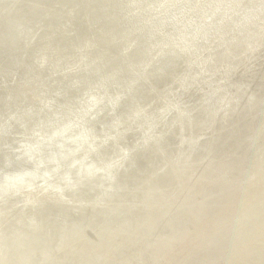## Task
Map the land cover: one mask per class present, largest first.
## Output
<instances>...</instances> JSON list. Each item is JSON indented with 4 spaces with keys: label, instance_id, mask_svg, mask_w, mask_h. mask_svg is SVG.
<instances>
[{
    "label": "rangeland",
    "instance_id": "1",
    "mask_svg": "<svg viewBox=\"0 0 264 264\" xmlns=\"http://www.w3.org/2000/svg\"><path fill=\"white\" fill-rule=\"evenodd\" d=\"M109 1L0 0V127L5 129L0 131V264H48L59 256L70 263L75 253L79 261L81 247L83 262L111 264L110 253L102 257L110 250L99 254L97 248L123 241L129 258L116 264H157L159 254V264H264V0H116L115 9ZM114 12L117 25L108 31ZM166 58L174 61L153 75ZM123 153H128L119 169L128 170L121 179L125 192L111 190L123 193L121 199L105 197L93 178L101 176L102 190L109 188L112 164ZM34 163L42 168L35 171ZM75 176L76 182L70 180ZM160 180L167 183L165 198ZM220 193L184 232L179 225L164 231L158 224L162 229L157 225L142 235L146 226H136L146 211L153 217L159 205L174 214L187 202ZM96 201L99 208L93 206ZM114 205L116 214L109 208ZM259 210L260 226L246 244H211L215 232L244 223ZM81 214L101 216L102 229L89 226L80 239L64 238ZM105 227L112 229L109 237ZM159 232L169 233L172 243L159 247L166 242ZM189 254L195 260L187 263Z\"/></svg>",
    "mask_w": 264,
    "mask_h": 264
},
{
    "label": "bare ground",
    "instance_id": "2",
    "mask_svg": "<svg viewBox=\"0 0 264 264\" xmlns=\"http://www.w3.org/2000/svg\"><path fill=\"white\" fill-rule=\"evenodd\" d=\"M56 3V2H55ZM62 3V2H61ZM52 5V4H51ZM93 5V4H92ZM97 5V4H96ZM2 6V5H1ZM103 6H104V4H103ZM117 6H118V3H117V1L116 0H110L109 1V5H108V7H111V8H113V9H115V8H117ZM18 7H19V5H18ZM21 7V6H20ZM37 7V6H36ZM57 7V6H56ZM97 7V6H96ZM22 9V8H21ZM248 10H254V7L251 5L250 7L248 6V8H247ZM9 11V10H8ZM21 12V11H20ZM211 12H212V10H211ZM17 13H19V11L17 12ZM32 13V12H31ZM43 14V13H42ZM15 15V14H14ZM18 16V15H17ZM208 16H210V15H208ZM167 17V16H166ZM258 17V16H257ZM1 18H3V17H1ZM6 18V17H5ZM13 18V17H12ZM18 18V17H17ZM21 18V17H20ZM48 18V17H47ZM55 18V17H54ZM6 19H8V18H6ZM10 19V18H9ZM19 19V18H18ZM35 19V18H34ZM74 19V18H73ZM76 19V18H75ZM116 19H117V17H116V13L114 12V14L113 15H110V17H109V19H108V26H107V29H108V31H110V29H114V28H116V25H117V23H116ZM11 20V19H10ZM14 20V19H13ZM51 20V19H50ZM48 21V20H47ZM80 21H81V19H80ZM79 21V22H80ZM3 22V21H2ZM6 22H9V21H6ZM15 22V21H14ZM51 22V21H50ZM54 22V21H53ZM76 22V21H75ZM249 22V21H248ZM16 23V22H15ZM49 23V22H48ZM101 23V22H100ZM6 25H7V23H5ZM52 24V23H51ZM206 24V23H205ZM5 25V26H6ZM18 25V24H17ZM77 25H78V23H77ZM119 25V24H118ZM207 25V24H206ZM15 26H16V24H15ZM19 26V25H18ZM43 26V25H42ZM76 26V25H75ZM74 26V27H75ZM262 26V25H261ZM264 26V25H263ZM3 27V26H2ZM8 27H9V25H8ZM6 28H7V26H6ZM5 28V29H6ZM203 28H206V29H204L205 31L208 29L207 27H203ZM1 29H3V28H1ZM16 29V28H15ZM39 29V28H38ZM52 29V28H51ZM79 29V28H78ZM216 29V28H215ZM241 29V28H240ZM239 29V30H240ZM203 30V29H202ZM20 31V30H19ZM82 31V30H81ZM142 31L143 30H139V34L140 35H142ZM204 31V32H205ZM4 32V31H3ZM40 32V31H39ZM83 32V31H82ZM8 33V32H7ZM1 34V33H0ZM3 34V33H2ZM80 34V33H79ZM50 35V34H49ZM85 35V34H84ZM134 35H136V34H134ZM215 35V34H214ZM3 36H5V33H4V35ZM38 36V35H37ZM48 36V35H47ZM9 37V36H8ZM14 38V37H13ZM17 38V37H16ZM40 38V37H39ZM48 38V37H47ZM10 39V38H9ZM60 39V38H59ZM3 40V39H2ZM13 40V39H12ZM27 40V39H26ZM46 41V40H45ZM49 41H51V40H49ZM241 41V40H240ZM53 42V41H52ZM235 42V41H234ZM13 43V42H12ZM6 45V44H5ZM8 46V45H7ZM113 46V45H112ZM247 46V45H246ZM32 47V46H31ZM50 47V46H49ZM8 48V47H7ZM10 48V47H9ZM34 48V47H33ZM234 48V47H233ZM1 49V48H0ZM164 50V49H163ZM13 51H14V49H13ZM50 51V50H49ZM168 51H170L169 49H168ZM20 51H18V53H19ZM31 52V51H30ZM135 52V51H134ZM139 52V51H138ZM163 52V51H162ZM171 52V51H170ZM1 53H2V51H1ZM5 54V53H4ZM12 54V53H11ZM10 54V55H11ZM15 54H17V53H15ZM2 55V54H1ZM19 55V54H18ZM21 55V54H20ZM69 55V54H68ZM1 57V56H0ZM4 57V56H3ZM16 57V56H15ZM171 57V56H170ZM180 57V56H179ZM224 57V56H223ZM8 58V57H7ZM11 58V57H10ZM13 58V57H12ZM205 58V57H204ZM2 59V58H1ZM9 59V58H8ZM169 59V58H168ZM206 59V58H205ZM209 59V58H208ZM15 60V59H14ZM2 61V60H1ZM81 61V60H80ZM172 61H174L173 60V58L171 59V60H167V58H166V60L165 61H162L161 63H158V65H156V66H154V69L153 70H151V73L153 74V75H155V76H158L159 75V72H161L162 70H165L164 69V67H166L167 66V64H170ZM176 62V61H175ZM201 62V61H200ZM13 63V62H12ZM17 63V62H16ZM199 63V62H198ZM205 63V62H204ZM18 64V63H17ZM20 64V63H19ZM24 64V63H23ZM3 65V64H2ZM15 65V64H14ZM29 65V64H28ZM210 65H211V63H210ZM213 65V64H212ZM236 65V64H235ZM21 66V65H20ZM160 66V67H159ZM171 66V65H170ZM4 67V66H3ZM21 67H23V66H21ZM210 67V66H209ZM8 68V67H7ZM28 68V67H27ZM208 68V67H207ZM24 69V68H23ZM84 69V68H83ZM202 69V68H201ZM3 70V69H2ZM5 70V69H4ZM21 71V70H20ZM234 72V71H233ZM21 73V72H20ZM29 73V72H28ZM14 74H15V72H14ZM16 74H18V72L16 73ZM3 75V74H2ZM196 75V74H195ZM54 76V75H53ZM194 76V75H193ZM8 78V77H7ZM22 78V77H21ZM38 78V77H37ZM44 78V77H43ZM42 78V79H43ZM223 78V77H222ZM214 79V78H213ZM27 80V79H26ZM40 80V79H39ZM39 80H38V82H39ZM236 81V80H235ZM99 82V81H98ZM130 83H131V81H129ZM196 82V81H195ZM199 82V81H198ZM197 82V83H198ZM21 83V82H20ZM29 83V82H28ZM35 83V82H34ZM48 83V82H47ZM127 83H128V81H127ZM27 84V83H26ZM190 84V83H189ZM211 84V83H210ZM209 84V85H210ZM213 85V84H212ZM22 86V85H21ZM221 86V85H220ZM226 86V85H225ZM79 87V86H78ZM56 88V87H55ZM127 88V87H126ZM2 89V88H1ZM134 89V88H133ZM180 89V88H179ZM27 90V89H26ZM84 90V89H83ZM183 90V89H182ZM187 90V89H186ZM208 90V89H207ZM219 91V90H218ZM221 91V90H220ZM1 93V92H0ZM84 93V92H83ZM133 93V92H132ZM211 93V92H210ZM124 95H126V91L123 93ZM134 94V93H133ZM132 94V95H133ZM205 94V93H204ZM216 94V93H215ZM223 94V93H222ZM141 95V94H140ZM207 95V94H206ZM21 96V95H20ZM77 96V95H76ZM189 96H190V94H189ZM219 96H221V95H219ZM22 97V96H21ZM193 97H195V96H193ZM210 97V96H209ZM0 98H2V96L0 97ZM188 98V97H187ZM11 99V98H10ZM9 99V100H10ZM15 99V98H14ZM181 99V98H180ZM20 100V99H19ZM23 100V99H22ZM115 100V99H114ZM176 100V99H175ZM8 101V100H7ZM14 101V100H13ZM18 101V100H17ZM36 101V100H35ZM180 101V100H179ZM186 101V100H185ZM200 101V100H199ZM202 101V100H201ZM205 101V100H204ZM110 102V101H109ZM118 102V101H117ZM174 102V101H173ZM20 104H21V102H19ZM24 103V102H23ZM115 103V102H114ZM194 103V102H193ZM197 103V102H196ZM201 104H202V102H200ZM205 103V102H204ZM112 104V103H111ZM117 104V103H116ZM174 104V103H173ZM198 104H199V102H198ZM197 104V105H198ZM18 105V104H17ZM17 105H16V107H17ZM43 105V104H42ZM65 105V104H64ZM115 105V104H114ZM192 105V104H191ZM204 105V104H203ZM19 106V105H18ZM21 106H22V104H21ZM93 106V105H92ZM176 106H177V103H176ZM183 106H184V104H183ZM199 106H200V104H199ZM57 107V106H56ZM204 107H205V105H204ZM59 108H60V106H59ZM94 108V107H93ZM92 108V109H93ZM113 108V107H112ZM183 108V107H182ZM191 108H192V106H191ZM195 108V107H194ZM202 108H203V106H202ZM14 109V108H13ZM95 109H96V107H95ZM94 109V110H95ZM128 109V108H127ZM175 109V108H174ZM88 110V109H87ZM86 110V111H87ZM97 110H98V108H97ZM110 110V109H109ZM178 110V109H177ZM182 110H184V109H182ZM11 112V111H10ZM90 112V111H89ZM177 112V111H176ZM180 112V111H179ZM199 112H201V111H199ZM92 113V112H91ZM163 113V112H162ZM183 113V112H182ZM188 113V112H187ZM96 114V113H95ZM4 115V114H3ZM90 115V114H89ZM174 115H176V114H174ZM173 115V116H174ZM178 115V114H177ZM186 115V114H185ZM189 115V114H188ZM171 116V115H170ZM182 116V115H181ZM171 118V117H170ZM187 118V117H186ZM188 118H190V117H188ZM172 119V118H171ZM171 119H169V120H171ZM175 119V118H174ZM185 119V118H184ZM183 119V120H184ZM192 119V118H191ZM3 120V119H2ZM22 120V119H21ZM182 120V119H181ZM188 120V119H187ZM200 120V119H199ZM208 120V119H207ZM147 121V120H146ZM9 122V121H8ZM174 122V121H173ZM177 122V121H176ZM183 122H185V121H183ZM5 122H3V124H4ZM161 123V122H160ZM170 123V122H169ZM2 124V123H1ZM0 124V125H1ZM72 124V123H71ZM8 125H9V123H8ZM53 125V124H52ZM173 125V124H172ZM183 125H184V123H183ZM4 126V125H3ZM181 126V125H180ZM7 127V126H6ZM18 127V126H17ZM172 127V126H171ZM183 127V126H182ZM63 129V128H62ZM172 129V128H171ZM174 129V128H173ZM172 129V130H173ZM179 129V128H178ZM5 129L4 128H2V127H0V131H4ZM9 131V130H8ZM15 132V131H14ZM159 133V132H158ZM3 134V133H2ZM7 134H8V132H7ZM17 135V134H16ZM86 135V134H85ZM1 136V135H0ZM7 136V135H6ZM22 136V135H21ZM74 137V136H73ZM78 137H79V135H78ZM164 137V136H163ZM75 138V137H74ZM111 138V137H110ZM146 138V137H145ZM7 139V138H6ZM86 139H87V137H86ZM85 139V140H86ZM71 140H73V139H71ZM84 140V141H85ZM1 141V140H0ZM7 141H8V139H7ZM89 141V140H88ZM108 141V140H107ZM146 141V140H145ZM2 142H3V140H2ZM102 142H104V141H102ZM17 143V142H16ZM80 143V142H79ZM81 143H82V140H81ZM85 143V142H84ZM83 143V144H84ZM89 143V142H88ZM94 143V142H93ZM99 144V143H98ZM144 144V143H143ZM7 145V144H6ZM101 145V144H100ZM145 145H146V143H145ZM154 145H155V143H154ZM12 146H13V144H12ZM87 146V145H86ZM102 146H105V145H102ZM158 146H159V143H158ZM4 147V146H3ZM81 147V146H80ZM83 147V146H82ZM93 148V147H92ZM102 148V147H101ZM140 148V147H139ZM64 149V148H63ZM83 149V148H82ZM85 149V148H84ZM89 149V148H88ZM91 149V148H90ZM65 150V149H64ZM63 150V151H64ZM87 150V149H86ZM91 150H93V149H91ZM95 150H97V149H95ZM72 152H73V150H71ZM89 151V150H88ZM94 151V150H93ZM58 152V151H57ZM81 152H82V150H81ZM96 152V151H95ZM101 151L100 150H98V153H100ZM188 152V151H187ZM68 153V152H67ZM93 153V152H92ZM102 153V152H101ZM64 154V153H63ZM68 154H70V153H68ZM96 154V153H95ZM126 154H128V153H126ZM125 153H123V154H121V156H120V158H119V160L118 161H114V164H112V166H113V172H109V179L107 180V184L109 185L108 187L109 188H107V189H109L108 191H107V189H105L104 191L102 190V188H104V186H103V180H102V182H101V180H100V178H101V176L99 177V176H97L98 178H93V179H96L95 180V182H94V184H96L97 183V185H95L96 186V188H98L99 190H100V193H102L105 197H107V196H109L110 195V197H115L116 199H121L120 198V196H122V194L123 193H119V191H121V190H123V188H122V185H121V183L123 182V180H122V182H121V179H122V177H124V175L126 174L125 172H127L126 171V169H125V171L124 172H120L119 171V169H121L122 168V166H123V164L126 162L125 160H126V155ZM3 155V154H2ZM46 155V154H45ZM85 155H87V154H85ZM64 156V155H63ZM62 156V157H63ZM66 156V155H65ZM95 156V155H94ZM189 156V155H188ZM84 157H86V156H84ZM83 157V158H84ZM137 157V156H136ZM190 157H191V155H190ZM83 158H82V160H83ZM135 158V157H134ZM140 158V157H139ZM95 159V158H94ZM133 159V158H132ZM137 159V158H136ZM180 159H181V157H180ZM2 160H7L6 158H2ZM79 160V159H78ZM81 160V159H80ZM85 160V159H84ZM188 160V159H187ZM55 161H59V160H55ZM128 161V160H127ZM134 161V160H133ZM177 161V160H176ZM63 162V161H62ZM76 162V161H75ZM79 162V161H78ZM83 162V161H82ZM95 162V161H94ZM187 162V161H186ZM57 163H59V162H57ZM67 164H68V162H66ZM111 163V162H110ZM136 163V162H135ZM176 163V162H175ZM83 164V163H82ZM81 164V165H82ZM126 164V163H125ZM129 164H131V163H129ZM134 164V163H133ZM132 164V165H133ZM184 164V163H183ZM186 164V163H185ZM58 165V164H57ZM59 165H61V164H59ZM87 165V164H86ZM97 165V164H96ZM95 165V166H96ZM51 166V165H50ZM66 166V165H65ZM93 166V165H92ZM99 166V165H98ZM105 166V165H104ZM126 166V165H125ZM128 166V165H127ZM63 167V166H62ZM73 167V166H72ZM129 167H131V166H129ZM170 167V166H169ZM56 168V167H55ZM101 168V167H100ZM99 168V169H100ZM107 168V167H106ZM133 167H131V169H132ZM174 168V167H173ZM183 168V167H182ZM59 169H61L60 167H59ZM63 169H65V168H62V170ZM68 169V168H67ZM72 169H74V168H72ZM76 169V168H75ZM79 169V168H78ZM87 169V168H86ZM104 169V168H103ZM110 169V168H109ZM109 169H107V170H109ZM89 170V169H88ZM148 170V169H147ZM45 171V170H44ZM81 171V170H80ZM109 171H111V170H109ZM129 171H131L132 172V170H129ZM60 172V171H59ZM66 172V171H65ZM70 172V171H69ZM87 172V171H86ZM85 172V173H86ZM92 172V171H91ZM97 172V171H96ZM99 172V171H98ZM130 172V173H131ZM42 173H43V171H42ZM62 173V172H61ZM73 173V172H72ZM76 173V172H75ZM102 173V172H101ZM104 173H105V169H104ZM68 174H70V173H68ZM99 174V173H98ZM103 174V173H102ZM134 174V173H133ZM61 175V174H60ZM64 175H66L65 173H64ZM74 175H76V174H74ZM87 175V174H86ZM90 175H92V173L90 174ZM104 175V174H103ZM103 175H102V178H104L103 177ZM127 175H128V173H127ZM134 175H136V174H134ZM133 175V176H134ZM155 175V174H154ZM19 176V175H18ZM63 175H61V177H62ZM73 176V175H72ZM78 177H79V179H80V175H77ZM106 176H107V174H106ZM131 176V175H130ZM5 177V176H4ZM15 177V176H14ZM14 177H13V179H14ZM57 177V176H56ZM64 177V176H63ZM70 177H71V175H70ZM76 177V176H75ZM75 177H72L73 179H71L70 178V180H74V179H76L77 180V177L75 178ZM93 177V176H92ZM95 177V176H94ZM128 178H127V181H126V184H128V181H129V175L127 176ZM10 178V177H9ZM66 178V177H65ZM81 178H82V176H81ZM85 178H86V176H85ZM84 178V179H85ZM134 179H135V177H133ZM132 178V179H133ZM156 178V177H155ZM8 179V178H7ZM6 179V180H7ZM11 179V178H10ZM56 179V178H55ZM61 179V178H60ZM131 178H130V180H132ZM137 179V178H136ZM147 179V178H146ZM154 179V178H153ZM165 179V178H164ZM57 180V179H56ZM65 180V179H64ZM68 180H69V178H68ZM81 180V179H80ZM80 180H79V182H80ZM86 180H88V179H86ZM90 180V179H89ZM151 180V179H150ZM156 180V179H155ZM63 181V180H62ZM67 181V180H66ZM81 181H83V180H81ZM94 181V180H93ZM133 181V180H132ZM137 181V180H136ZM144 181V180H143ZM228 181V180H227ZM7 182V181H6ZM59 182V181H58ZM73 182H76V181H73ZM84 182H85V180H84ZM105 182V181H104ZM135 182V181H134ZM151 182V181H150ZM158 182V181H157ZM78 183V182H77ZM87 183V182H86ZM88 183H89V181H88ZM124 183V182H123ZM148 183V182H147ZM66 184V183H65ZM70 185H71V183H69ZM75 184V183H74ZM83 184V183H82ZM85 184V183H84ZM90 184V183H89ZM121 185L120 187L118 186V185ZM159 184H161V187H162V192L164 193V198H165V194L167 193V191H166V189H168L167 188V183H166V180H160V183ZM64 185V184H63ZM63 185H62V187H63ZM67 185H68V183H67ZM77 185V184H76ZM75 185V186H76ZM88 185V184H87ZM105 185V184H104ZM135 185H136V183H135ZM145 185H147V184H145ZM149 185V184H148ZM74 186V187H75ZM77 186H79V184L77 185ZM81 186V185H80ZM152 186V185H151ZM150 186V187H151ZM155 186V185H154ZM83 187V186H82ZM143 187H144V185H143ZM142 187V188H143ZM157 187V186H156ZM159 187V186H158ZM157 187V188H158ZM2 188V187H1ZM76 188H79V187H76ZM75 188V189H76ZM84 188V187H83ZM90 189V188H89ZM125 189V188H124ZM128 189V188H127ZM138 189V188H137ZM146 190H147V188H145ZM3 190V189H2ZM82 190V189H81ZM111 190H113V191H115V190H119L117 193H114V192H112ZM154 190V189H153ZM212 190V189H211ZM124 192H125V190H123ZM122 191V192H123ZM135 191H137V190H135ZM139 191V190H138ZM137 191V192H138ZM150 191V190H149ZM7 192V191H6ZM70 192V191H69ZM82 192V191H81ZM133 192V191H132ZM143 192V191H142ZM155 192V191H154ZM153 192V193H154ZM74 193V192H73ZM94 193V192H93ZM136 193V192H135ZM147 193V192H146ZM151 193V192H150ZM149 193V194H150ZM138 194H140V193H138ZM142 194V193H141ZM77 195V194H76ZM153 194L151 193V196H152ZM156 195H157V193H156ZM128 196V195H127ZM126 196V197H127ZM131 196V195H130ZM158 196V195H157ZM167 196H168V194H167ZM166 196V197H167ZM222 196V194L220 193V194H217L216 196H214L213 197V195H205V196H203V198H202V200L201 201H199V202H191L190 204H189V202H187L185 205H183L181 208H177V210L176 211H174V214H172V213H170V211H169V209H167V208H161L160 207V205L158 206V208L156 209V214L153 216V217H151L150 215H148V213H144L143 214V219L142 220H140L141 222H138V224L136 225V223H135V225L136 226H139V225H141V224H144V226H146L145 228L143 227L142 228V235H144L143 233H145V234H147L149 231H151V229L152 228H155L158 224H162V225H164L163 227H164V231H165V229L166 228H170V229H174L177 225H179L180 227H181V230H182V232H184L183 230L185 229V227H186V223L188 222V221H193V220H195V219H198L199 217H201L203 214H205L206 212V209H208L209 207H211L216 201H217V199H219L220 197ZM148 197V196H147ZM112 198V199H113ZM140 198V197H139ZM139 198L136 200L137 202H139ZM149 198H151V197H149ZM153 198V197H152ZM157 198V197H156ZM141 199V198H140ZM153 199H155V198H153ZM124 200V199H123ZM147 200H149V199H147ZM145 201V200H144ZM99 202L98 201H96V203H95V205H93L94 206V208H99L98 206H99V204H98ZM105 203V202H104ZM119 203V202H118ZM123 203V202H122ZM149 203V202H148ZM151 203V202H150ZM103 204V203H102ZM109 204V203H108ZM125 204V203H124ZM131 204V203H130ZM136 204V203H135ZM141 204V203H140ZM79 205V204H78ZM123 205V204H122ZM137 205V204H136ZM139 205V204H138ZM149 205V204H148ZM152 205V204H151ZM102 206V205H101ZM104 206V205H103ZM106 206V205H105ZM115 206V205H114ZM132 206V205H131ZM131 206H128V207H131ZM157 206V205H156ZM92 206L91 205H89V209L91 208ZM137 207V206H136ZM141 207V206H140ZM143 207H145L144 205H143ZM110 209H113L112 210V213H114V214H116V212L118 211V208H117V206H115L114 208L112 207H109ZM119 208H120V206H119ZM124 209H126L127 207H126V205L123 207ZM102 209V208H101ZM134 209H136V208H134ZM149 209V208H148ZM41 210V209H40ZM95 210V209H94ZM100 210V209H99ZM105 210V209H104ZM123 210V209H122ZM129 210V209H128ZM128 210H127V212H128ZM152 210V209H151ZM80 211V210H79ZM103 211V210H102ZM126 211V210H125ZM136 211V210H135ZM135 211H131L132 212V214H134V216L136 217V215H137V212H135ZM41 212V211H40ZM44 212V211H43ZM105 212H106V210H105ZM120 212V211H119ZM258 212V214H252V215H248L249 217H248V220L246 221V222H241V223H239L238 225H236V222H235V224L234 223H230V229L229 230H226L225 232H222L221 231V234H219V233H217V232H215V239H210V242H211V244L212 245H214V247H218V246H220L221 244H223V245H226L227 247L228 246H232V247H235V245H237V243H238V245H244V244H246L249 240H248V237H249V239H250V236H251V233H253L254 231H256V229L260 226V224L258 223V221H259V219H261V216H262V214H263V212L262 211H257ZM47 213H48V211H47ZM81 213V212H80ZM95 213H96V211H95ZM100 213V212H99ZM125 213V212H124ZM36 214V213H35ZM50 213H48V215H49ZM96 214H98V213H96ZM107 214V213H106ZM122 214V213H121ZM126 214H128V213H126ZM131 214V215H132ZM40 215V214H39ZM51 215V214H50ZM89 215V216H88ZM87 215V217H85V216H83V214H81L80 216H78L77 218H75V219H72L71 220V225H72V228H73V230H68L69 232L68 233H66V235L64 236L63 235V237L65 238L66 236H69V238H70V236H74V238H82V232H83V230H84V228L85 227H91L92 226V228L93 227H95L96 229L98 228V221L99 220H101L100 219V217L101 216H98V215H96V217L93 215V216H90V214H88ZM102 215V214H101ZM108 215H110V216H112V214H111V210H110V214H108ZM108 215H106V217H109ZM44 216V215H43ZM105 216V215H104ZM114 216V215H113ZM124 216V215H123ZM130 216V215H129ZM129 216H126L127 218L129 217ZM138 216H139V214H138ZM48 217V216H47ZM115 217H117V216H115ZM139 217H141V213H140V216ZM39 218V217H38ZM54 218V217H53ZM102 218V217H101ZM41 219V218H40ZM43 219V218H42ZM45 219V218H44ZM48 219H50V218H48ZM104 219V218H103ZM120 219V218H119ZM128 219H130V218H128ZM127 219V220H128ZM133 219V218H132ZM25 220V219H24ZM36 220V219H35ZM47 220V219H46ZM46 220H44V221H46ZM54 220V219H53ZM107 220V219H106ZM117 220V219H116ZM126 220V219H125ZM40 221H42V220H40ZM104 221V220H103ZM113 221H114V219H113ZM129 221V220H128ZM135 221V220H134ZM138 221H139V219H138ZM43 222V221H42ZM50 222V221H49ZM119 222H120V220H119ZM130 222V221H129ZM128 222V223H129ZM46 223H47V221H46ZM110 222L108 221V224H109ZM117 223H118V221H117ZM51 224H53L52 222H51ZM67 224V223H66ZM66 224H64V225H66ZM70 224V223H69ZM69 224H67V225H69ZM130 224V223H129ZM38 225V224H37ZM45 225H47V224H45ZM59 225V224H58ZM105 225H106V223H105ZM109 225H111V224H109ZM116 225V224H115ZM131 225V224H130ZM50 226V225H49ZM107 226V225H106ZM117 226V225H116ZM129 226V225H128ZM143 226V225H142ZM142 226H140V227H142ZM159 226V228H161L160 227V225H158ZM157 226V227H158ZM178 226V227H179ZM33 227V226H32ZM31 227V228H32ZM35 227V226H34ZM43 227V226H42ZM53 227V226H52ZM56 227V226H55ZM68 227V226H67ZM108 227V226H107ZM107 227H105V228H107ZM115 227V226H114ZM122 227H123V225L119 228L120 230L122 229ZM133 227V226H132ZM135 227V226H134ZM36 228V227H35ZM38 228V227H37ZM44 228V227H43ZM64 228V227H63ZM69 228V227H68ZM99 228H101V227H99ZM98 228V229H99ZM109 228H111V227H109ZM109 228H107L106 229V235L108 236L109 235V233L111 232L112 233V229H110V230H108ZM56 229V228H55ZM55 229H52V231L53 230H55ZM94 229V228H93ZM102 229V228H101ZM114 229V228H113ZM127 229H129V228H127ZM162 229V228H161ZM169 229V230H170ZM176 229V228H175ZM174 229V230H175ZM30 230V229H29ZM46 230H48V229H46ZM64 230V229H63ZM62 230V231H63ZM108 230V231H107ZM123 230V229H122ZM140 230V229H139ZM171 230V231H172ZM173 230V231H174ZM33 231V230H32ZM43 231V230H42ZM58 231V230H57ZM97 231V230H96ZM131 231V230H130ZM153 231H155V230H153ZM25 232H28V230L27 231H25ZM25 232H23V233H25ZM38 232H39V230H38ZM56 232V231H55ZM59 232V231H58ZM58 232H56V233H58ZM66 232V231H65ZM100 232V231H99ZM104 232V231H103ZM116 232V234H117V231H115ZM114 231H113V233H115ZM170 232V231H169ZM179 232H180V230H179ZM22 233V232H21ZM32 233V232H31ZM42 233V232H41ZM55 233V234H56ZM110 233V234H111ZM121 233V232H120ZM123 233V232H122ZM121 233V235H123ZM135 233L136 234H138L136 231H135ZM157 233V232H156ZM155 233V234H156ZM160 233V232H159ZM158 233V234H159ZM28 234V233H27ZM30 234V233H29ZM36 234V233H35ZM38 234V233H37ZM46 234H48L49 235V233H47L46 232ZM50 234H52V233H50ZM54 234V235H55ZM63 234H64V232H63ZM101 234V233H100ZM140 234V233H139ZM152 234V233H151ZM151 234H149L150 236H151ZM160 234H162V233H160ZM169 233H166V234H162L161 235V239H163V240H165L166 242L164 243L163 242V244L161 245L160 244V246L159 247H164L163 245H166L167 244V242H170V244L172 243L171 241H172V238L170 239L169 237V235H168ZM33 235V234H32ZM31 235V236H32ZM40 235V234H39ZM38 235V236H39ZM44 235V234H43ZM106 235H104V236H106ZM127 235H129V234H127ZM131 236H132V234H130ZM153 235V234H152ZM174 235H176V234H174ZM28 236V235H27ZM46 236V235H45ZM45 236H42V237H44V238H46ZM103 236V235H102ZM111 236V235H110ZM116 236V235H115ZM157 236V235H156ZM52 237V236H51ZM58 237H60V236H58ZM109 237V236H108ZM112 237V236H111ZM117 237V236H116ZM129 237V236H128ZM135 237V236H134ZM141 237V236H140ZM145 237V236H144ZM160 237V236H159ZM177 236H175V238H176ZM29 238V237H28ZM35 238V237H34ZM34 238H32V239H34ZM112 238H114V237H112ZM142 238V237H141ZM155 238V237H154ZM174 238V239H175ZM10 239V238H9ZM36 239V238H35ZM38 239H39V237H38ZM43 239V238H42ZM48 239V238H47ZM61 239V238H60ZM99 239H101V238H99ZM116 239V238H115ZM122 239H123V236H122ZM121 239V240H122ZM126 239V238H125ZM135 239V238H134ZM145 239V238H144ZM144 239H143V241H144ZM146 239H147V237H146ZM28 240V239H27ZM59 240V239H58ZM66 240V239H65ZM70 240H71V238H70ZM109 240H111V239H109ZM119 240H120V237H119ZM131 240H132V237H131ZM12 241V240H11ZM18 241V240H17ZM30 241V240H29ZM37 241H39V240H37ZM46 241V240H45ZM64 240H63V238H62V242H63ZM68 241V240H67ZM100 241V240H99ZM114 241V240H113ZM133 241V240H132ZM146 241V240H145ZM151 241V240H150ZM157 241H159V240H157ZM6 242V241H5ZM31 242V241H30ZM29 242V243H30ZM47 242V241H46ZM50 242V241H49ZM118 242V241H117ZM128 242V241H127ZM148 242H149V238H148ZM3 243V242H2ZM16 243V242H15ZM21 243V242H20ZM33 243H34V240H33ZM32 243V244H33ZM76 243V242H75ZM106 243V242H105ZM108 243H109V241H108ZM107 243V244H108ZM120 243H121V241H120ZM126 243V242H125ZM124 243V241L121 243V246L119 245V246H112L111 247V243H110V246L109 247H103V245H102V247L101 248H97V252H99V254L102 252V251H107V250H110V252H106L105 254H104V256H102L104 259L105 258H108V256H107V253H110V259H112V257H113V260H111V261H113L111 264H116L115 263V260H120L121 262H123L122 260L124 259V260H126V251L127 250H124L123 248H126V244ZM131 243V242H130ZM133 243H135V240H134V242ZM139 243H141L140 241H139ZM1 244V243H0ZM44 244H46V243H43V245ZM100 244V243H99ZM103 244V243H102ZM116 244H118V243H116ZM128 244V243H127ZM132 244V243H131ZM147 244V243H146ZM6 245H8V243L6 244ZM25 245H27V244H25ZM36 245H38V244H36ZM40 245V247L42 246L41 244H39ZM61 245H62V243H61ZM130 245V244H129ZM128 245V246H129ZM143 245V244H142ZM169 245V244H168ZM63 247H64V244L62 245ZM68 244H67V247H66V250L68 249ZM108 246V245H107ZM133 246V245H132ZM37 247V246H36ZM39 247V248H40ZM98 247V246H97ZM2 248V247H1ZM3 248H7V247H3ZM35 248V247H34ZM33 248V249H34ZM84 248V247H83ZM134 248V247H133ZM141 248V247H140ZM14 249H15V247H14ZM21 249V248H20ZM22 249H23V247H22ZM26 249H28V248H26ZM26 249H25V251H26ZM32 249V248H31ZM41 249V248H40ZM39 249V250H40ZM44 249V248H43ZM60 249V248H59ZM127 249H128V247H127ZM131 249V248H130ZM129 249V250H130ZM144 249V247H142V250ZM148 249H150V248H147V249H145L146 251L148 250ZM152 249H153V247H152ZM17 250H18V248H17ZM28 250H30V249H28ZM38 250V252L40 253V251ZM66 250H64V251H66ZM128 250V251H129ZM131 250H133V249H131ZM24 251V250H23ZM37 251V250H36ZM46 251V250H45ZM64 251H62V252H64ZM84 251H86L85 250V248L83 249V251H82V247H81V250H80V254H79V261H77V259L75 258L76 257V253L74 254V262H70V263H68V262H66V261H64L65 260V258H64V260L63 259H61V257L59 256V258L58 259H56V260H53L52 259V261L50 262V263H48V264H93V263H88V262H83V257H84ZM96 251V248H95V250L94 251H92V254L94 253ZM115 251V254H114V256L113 255H111V253H113ZM145 251V252H146ZM157 251V250H156ZM5 252H6V250H5ZM20 252L21 251H19V254H20ZM30 252V251H29ZM29 252H28V254H29ZM131 252V251H130ZM148 252V251H147ZM150 252V251H149ZM23 253V252H22ZM60 253V252H59ZM65 253V252H64ZM68 254V256L69 257H72L73 255V252H71V250L69 249L68 250V252H67ZM132 253V252H131ZM136 253V252H135ZM140 253V252H139ZM159 253H160V251H159ZM25 254V253H24ZM23 254V255H24ZM34 254H36V253H34ZM41 254H44L45 255V253H41ZM116 254H118V255H116ZM142 254V253H141ZM145 254V253H144ZM147 254V253H146ZM148 254H150V253H148ZM47 255V254H46ZM49 255V254H48ZM66 255V256H67ZM131 254H129V256H130ZM160 255V254H159ZM159 255L156 257L157 258V264H159ZM190 256H186L185 257V259H184V261L185 262H187V263H189V262H192V261H194L195 260V258H194V256H192L191 254H189ZM19 256H21V255H19ZM100 256V255H99ZM133 256V255H132ZM141 256V255H140ZM143 256V255H142ZM33 257V256H32ZM46 257V256H45ZM92 257H94V255L92 256ZM98 257V256H97ZM101 257V256H100ZM139 257V256H138ZM151 257V256H150ZM149 257V258H150ZM17 258V257H16ZM50 258V257H49ZM86 258V257H85ZM127 258H129V257H127ZM135 258V257H134ZM140 258V257H139ZM149 258H148V260H149ZM20 259V258H19ZM25 259H26V257H25ZM32 259V258H31ZM37 259V258H36ZM87 259V258H86ZM88 259H89V257H88ZM142 259V258H141ZM144 259V258H143ZM146 259H147V257H146ZM18 260V259H17ZM45 260V259H44ZM50 260V259H49ZM67 260H68V258H67ZM80 260L82 261V262H80ZM90 260V259H89ZM130 260H132V259H130ZM135 260V259H134ZM139 260V259H138ZM148 260H146V261H148ZM19 261V260H18ZM22 261V260H21ZM33 261V260H32ZM36 261V260H35ZM42 261V260H41ZM70 261V260H69ZM95 261V260H94ZM128 261V260H127ZM150 261V260H149ZM156 261V260H155ZM154 261V262H155ZM25 262H27V261H25ZM25 262H23L24 264H26ZM47 262V261H46ZM91 262V261H90ZM108 262V261H107ZM119 262V261H118ZM17 263V262H16ZM31 263H33V262H31ZM44 263V262H43ZM97 263V262H96ZM129 263V262H128ZM133 263V262H132ZM131 263V264H132ZM138 263V262H137ZM136 263V264H137ZM143 263H145L144 261H143ZM46 264V263H45ZM99 264H105V262H104V260L103 259H101V261H100V263ZM107 264H109V263H107ZM135 264V263H134Z\"/></svg>",
    "mask_w": 264,
    "mask_h": 264
},
{
    "label": "water",
    "instance_id": "3",
    "mask_svg": "<svg viewBox=\"0 0 264 264\" xmlns=\"http://www.w3.org/2000/svg\"><path fill=\"white\" fill-rule=\"evenodd\" d=\"M14 162H16V161H14ZM34 165V168H35V171H36V167L37 166H39V168H42V166L41 165H38L37 163H34L33 164ZM38 168V167H37ZM25 173H27V172H24V174ZM33 173V172H32ZM30 173H27V175H29ZM3 191H4V193H7L6 191H8V188L4 185V187H3Z\"/></svg>",
    "mask_w": 264,
    "mask_h": 264
}]
</instances>
